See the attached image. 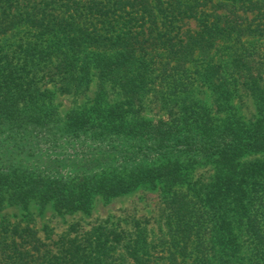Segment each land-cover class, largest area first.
Wrapping results in <instances>:
<instances>
[{
  "label": "trees",
  "instance_id": "16d2710c",
  "mask_svg": "<svg viewBox=\"0 0 264 264\" xmlns=\"http://www.w3.org/2000/svg\"><path fill=\"white\" fill-rule=\"evenodd\" d=\"M261 46L264 0H0V264H264V156L245 159L264 150V95L250 125L233 105L263 92ZM146 100L165 117L144 118ZM202 162L212 178L192 181ZM148 183L166 193L161 250L138 223L55 239L32 224V206L89 212Z\"/></svg>",
  "mask_w": 264,
  "mask_h": 264
},
{
  "label": "rangeland",
  "instance_id": "374dc122",
  "mask_svg": "<svg viewBox=\"0 0 264 264\" xmlns=\"http://www.w3.org/2000/svg\"><path fill=\"white\" fill-rule=\"evenodd\" d=\"M194 26V23L191 22ZM262 50L264 46H261ZM260 87H263L262 94H258L259 91H253L251 88L241 90L240 95L234 98L233 105L235 106L237 116L240 117L246 124L250 125L261 116L262 105L258 104L260 99L259 95H264V80L259 79ZM90 91L86 95H70L56 93L55 103L59 105L61 112H66L72 107L85 102L86 97H91ZM195 96L201 100L207 101L212 106V113L215 111L214 95L204 85L198 84L195 88ZM146 108L142 111V116L148 120L157 121L160 118H164L165 112L160 108L156 102L149 103L145 101ZM215 116L218 118L224 117L221 111H215ZM264 150L257 151V153L247 155L245 159L252 161L255 159L263 158ZM245 160V161H246ZM214 174L213 163H200L192 172V181L197 180L199 183L208 182ZM186 185H184L185 187ZM164 188L160 183L157 184H142L137 186L130 192L105 197L103 195H96L93 199L92 206L89 212L85 211H73L66 213H58L51 206L47 204L43 207L32 206L30 208L32 224L38 230L39 235L46 237L50 235L55 239L59 234L66 232L72 224H76L75 228L79 232L89 230L91 227L102 224L108 227H112L116 230L121 228L126 229L129 234L134 233L137 227V223L141 227L147 228V241L157 244L156 249L161 250L162 244L159 243L162 240L169 239L168 225L166 223L167 210L166 198ZM12 217L13 220L20 218L21 211L13 206H8L1 212ZM251 229V228H249ZM251 230H248V235ZM75 232H72V234ZM246 236H243L245 239ZM244 241V240H243ZM243 245H247V242ZM121 249H119L120 251ZM118 251V252H119ZM156 257L150 260H144L145 264H160L162 261L159 258V253H156ZM186 256H189L186 253ZM226 257L222 259L211 258L212 264H233L228 262ZM146 261V262H145ZM159 262V263H158ZM245 259L243 263L247 264Z\"/></svg>",
  "mask_w": 264,
  "mask_h": 264
}]
</instances>
